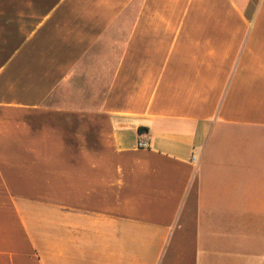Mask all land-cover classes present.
<instances>
[{"label": "crops", "instance_id": "obj_1", "mask_svg": "<svg viewBox=\"0 0 264 264\" xmlns=\"http://www.w3.org/2000/svg\"><path fill=\"white\" fill-rule=\"evenodd\" d=\"M0 264H264V0H0Z\"/></svg>", "mask_w": 264, "mask_h": 264}, {"label": "built area", "instance_id": "obj_2", "mask_svg": "<svg viewBox=\"0 0 264 264\" xmlns=\"http://www.w3.org/2000/svg\"><path fill=\"white\" fill-rule=\"evenodd\" d=\"M138 146L141 148H146L149 146V137L146 136L145 132H142L140 134L139 140H138ZM192 161L196 162L197 161V156L194 155L192 157Z\"/></svg>", "mask_w": 264, "mask_h": 264}]
</instances>
